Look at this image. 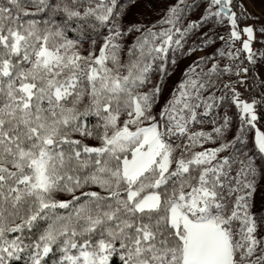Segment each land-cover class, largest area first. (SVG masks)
Here are the masks:
<instances>
[{
    "label": "snow or ice",
    "instance_id": "1",
    "mask_svg": "<svg viewBox=\"0 0 264 264\" xmlns=\"http://www.w3.org/2000/svg\"><path fill=\"white\" fill-rule=\"evenodd\" d=\"M254 7L0 0V264H264Z\"/></svg>",
    "mask_w": 264,
    "mask_h": 264
},
{
    "label": "rangeland",
    "instance_id": "2",
    "mask_svg": "<svg viewBox=\"0 0 264 264\" xmlns=\"http://www.w3.org/2000/svg\"><path fill=\"white\" fill-rule=\"evenodd\" d=\"M262 7H264V0H255V7L252 10L258 11ZM178 76H179V73H177L175 77L170 78L169 83H171L173 79H177ZM261 128H262V130H264V125H261Z\"/></svg>",
    "mask_w": 264,
    "mask_h": 264
}]
</instances>
